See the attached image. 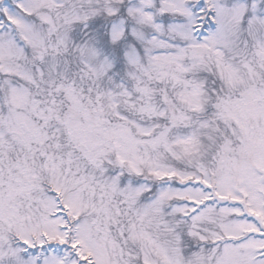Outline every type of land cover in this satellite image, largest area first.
Masks as SVG:
<instances>
[{"label":"snow or ice","instance_id":"1","mask_svg":"<svg viewBox=\"0 0 264 264\" xmlns=\"http://www.w3.org/2000/svg\"><path fill=\"white\" fill-rule=\"evenodd\" d=\"M0 264H264V0H0Z\"/></svg>","mask_w":264,"mask_h":264}]
</instances>
